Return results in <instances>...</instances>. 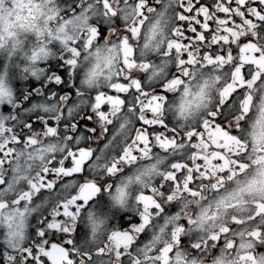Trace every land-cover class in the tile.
Listing matches in <instances>:
<instances>
[{
    "label": "snow or ice",
    "instance_id": "obj_1",
    "mask_svg": "<svg viewBox=\"0 0 264 264\" xmlns=\"http://www.w3.org/2000/svg\"><path fill=\"white\" fill-rule=\"evenodd\" d=\"M0 264H264V0H0Z\"/></svg>",
    "mask_w": 264,
    "mask_h": 264
}]
</instances>
